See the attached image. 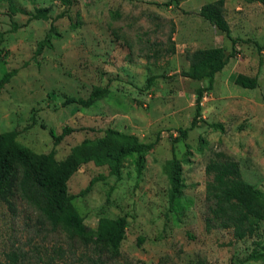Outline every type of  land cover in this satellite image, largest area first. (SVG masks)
I'll list each match as a JSON object with an SVG mask.
<instances>
[{
	"label": "rangeland",
	"instance_id": "obj_1",
	"mask_svg": "<svg viewBox=\"0 0 264 264\" xmlns=\"http://www.w3.org/2000/svg\"><path fill=\"white\" fill-rule=\"evenodd\" d=\"M10 1L25 11L47 7L50 18L28 20L27 14L10 10L8 0H0V76L15 69L0 88V131L16 130L19 144L44 153L52 146L48 128L55 133L63 126L80 129L54 146V158L74 168L67 181L70 194L93 179L85 195L71 199L74 209L90 228L99 217L126 215L117 251L102 249L100 262L264 264V256L247 258L264 247V222L257 235L242 239H233L230 228L213 220L205 225L215 152L236 160L243 180L264 190V27L253 31L254 25H264L260 3L226 0L223 15L236 44L201 99L203 121L189 128L194 89L206 81L181 75L187 68L185 53L215 45L224 55L231 52L224 34L196 13L213 0H73L68 8L57 0ZM63 10L65 15L55 17ZM50 24V44L36 54V42ZM171 45L173 52L167 50ZM239 71L255 75L257 86L233 84L231 76ZM93 86L107 91L90 106H61L65 96L85 98ZM211 122L221 128L206 124ZM105 128L152 143L140 149L139 171L134 152L118 162L117 175L104 161L77 163L70 148L83 138L102 137ZM177 129L185 132L172 142ZM175 181L181 195L169 206ZM13 205L0 201V262L3 251L18 248L34 255L38 247L43 256L61 248L63 264H93L86 255H99L92 243L51 229L20 198Z\"/></svg>",
	"mask_w": 264,
	"mask_h": 264
},
{
	"label": "trees",
	"instance_id": "obj_2",
	"mask_svg": "<svg viewBox=\"0 0 264 264\" xmlns=\"http://www.w3.org/2000/svg\"><path fill=\"white\" fill-rule=\"evenodd\" d=\"M60 5L68 8L73 0H57ZM257 1L264 9V0ZM8 8L12 11L22 12L31 19H48L47 7H35L31 11H25L16 7L8 0ZM197 15L213 25L230 41L231 52L223 54L221 47L210 46L195 48L185 53L187 60L186 70L181 75L191 80H205V86L194 89V114L189 120V128L193 127L200 117L201 99L205 92L212 88L215 73L221 70L229 56H231L236 44V38L230 36L228 23L223 15V0H213L203 3L197 10ZM66 13L61 11L55 17H62ZM53 30L50 24L48 33L36 42L35 53H39L43 46H49V32ZM169 52H173L171 45ZM259 51V46L257 47ZM157 51V50H156ZM147 56V54L145 55ZM258 63H261L259 58ZM15 73V69L5 71L0 76V88ZM231 82L239 87L252 89L257 86V77L237 72L231 76ZM105 87L93 86L85 98L65 96L61 106L74 103L81 107H88L94 101L106 93ZM31 117V124H33ZM208 126L220 129L219 123H206ZM43 128V125L40 124ZM80 130L69 126L61 127L59 133L48 128L51 139V148L44 153H35L29 148L19 144L16 130L0 131V201L13 207V200L18 197L25 204L37 210L48 222L51 229H59L76 236L84 242H90L93 247H99V255H86L93 264L100 262L102 249L116 252L121 240L124 238L126 215L115 218L99 217L93 228L83 222V217L74 209L71 199L74 196H83L89 190L93 179H88L85 186L76 195L68 192L67 181L74 171L71 164L65 159L54 158V146L72 131ZM184 129H177V135L171 141L177 140L184 134ZM103 136L90 140L83 138L79 144L70 148V153L78 164L86 161L106 162L110 165V171L117 175L118 162L129 155L136 153L135 168L139 171L142 164L140 149L151 147L152 143L143 144L133 134L122 133L111 128L103 129ZM213 181V195L207 206L210 217L208 221H214L217 227L230 228L233 239H242L255 236L259 232V224L264 222V190L260 191L253 185L245 182L241 176L238 162L218 151L213 154L210 163ZM177 181L171 182L168 205L172 206L173 199L181 195ZM142 237L137 238V244ZM259 244V243H256ZM261 251H252L247 258L257 259L264 256V247ZM94 252V251H93ZM3 259L0 264H63L61 248H53L51 253L39 254V248L35 247L34 255L20 248L3 251ZM62 259V260H61Z\"/></svg>",
	"mask_w": 264,
	"mask_h": 264
},
{
	"label": "crops",
	"instance_id": "obj_3",
	"mask_svg": "<svg viewBox=\"0 0 264 264\" xmlns=\"http://www.w3.org/2000/svg\"><path fill=\"white\" fill-rule=\"evenodd\" d=\"M225 2H226V0H223V8H225ZM255 2H257V1H255ZM258 6H261L260 4L258 5ZM199 8V7H198ZM260 9H261V11L262 12H264V9H262L261 7H260ZM262 27H264V25L263 24H261V25H254V27H253V31H256V30H258V29H262ZM257 32V31H256ZM215 46H218V45H215ZM224 66H225V64H224ZM224 66L221 68V70L224 68ZM220 70V71H221ZM240 72V71H239ZM241 73V72H240ZM243 74H246V73H243ZM246 75H249V74H246ZM249 76H254V75H252V74H250ZM216 78V74L214 75V79ZM214 79H213V81H214Z\"/></svg>",
	"mask_w": 264,
	"mask_h": 264
}]
</instances>
